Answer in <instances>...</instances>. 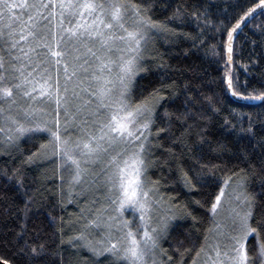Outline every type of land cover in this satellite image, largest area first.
Segmentation results:
<instances>
[{
  "label": "snow or ice",
  "instance_id": "obj_1",
  "mask_svg": "<svg viewBox=\"0 0 264 264\" xmlns=\"http://www.w3.org/2000/svg\"><path fill=\"white\" fill-rule=\"evenodd\" d=\"M154 9V0H0V148L10 154L27 136L37 142L28 164L54 165L61 185L67 173L71 188L91 194L89 206L73 220L61 217L51 236L41 222L31 233L23 224L11 241L21 264H65L60 251L65 224L75 232L67 243L86 248L92 264H185V253L193 251L191 264H264V152L252 159L244 150L233 153L245 168H229L227 162L209 166L196 159L185 170L181 157L191 159L199 151L202 158L203 146L210 143L205 110L189 97L183 112L165 110L161 117L163 93L172 87L164 83L137 95L141 74L148 71L150 43L161 33L175 35L170 23L182 16L177 7L159 21ZM257 9L264 16V0L243 11L230 28L221 21L227 35L223 80L231 96L264 106V90L242 91L247 84L240 85L227 67L233 63L235 34L256 18ZM256 27L264 34V23ZM204 99L210 110L220 111L213 107V97ZM161 119L163 127L157 123ZM176 124L179 136L173 132ZM225 126L229 134L237 133V143L255 135L250 117L246 128L243 116L239 129L229 121ZM193 135L198 139L190 142ZM168 137L174 138L173 145L165 147L162 140ZM157 150L169 160L154 159ZM212 150L222 157L229 145L218 141ZM169 162L177 163L189 191L203 186L205 169L223 167L230 173L201 205L210 219L202 238L191 241L183 253L176 248L180 258L175 262L163 243L177 206L160 195V182L149 175L150 169ZM18 171L13 169V175ZM25 195L27 220L36 198ZM48 219L51 227L56 218ZM0 264L9 261L0 257Z\"/></svg>",
  "mask_w": 264,
  "mask_h": 264
},
{
  "label": "trees",
  "instance_id": "obj_2",
  "mask_svg": "<svg viewBox=\"0 0 264 264\" xmlns=\"http://www.w3.org/2000/svg\"><path fill=\"white\" fill-rule=\"evenodd\" d=\"M257 2L258 0H154L155 19L166 20L177 7H181L182 16L181 20L170 23V27L176 29L175 35L161 33L150 43L148 71L141 74L137 95L141 91L147 95L152 88L164 83L172 87L163 93L164 106L158 109L161 117L165 110L170 113L183 112L185 109L182 105L189 97L194 98L198 109L205 110L209 120L204 127L207 129V139L210 143L203 146L202 158L199 151L191 159L181 157L185 170L192 169L196 159L209 166L227 162L229 168L234 165L245 168L246 165L237 160L233 153L239 155L241 150H244L249 159H252L264 152V128L261 127L264 122V106H260L259 102L243 103L233 100L228 95L223 80L227 71L224 48L227 35L222 31L223 25L230 28L235 23V18ZM262 23L264 16L257 14L254 20L243 26L234 40L233 63L227 67L234 76L239 77L240 85L247 84L246 89L241 88L242 91H252L254 88L264 90V34L256 27ZM185 85L188 86L187 90ZM206 96L214 98L216 103L213 107L219 109V112L209 109L208 102L204 99ZM241 116L245 128L248 126L249 117L254 121L255 135L237 143V133L229 134L225 121L236 124L239 129ZM157 123L161 127L166 125L163 119ZM173 132L175 136L180 135L178 124L173 128ZM173 139L165 138L162 143L165 147L172 146ZM197 139L193 135L190 142ZM218 141L229 145V151L222 157L212 150ZM36 143L24 136L17 142L16 147L9 149L10 154H5L3 148H0V257L7 259L9 264H21L18 249L11 241L23 224L27 223L31 233L33 225L41 222L51 236L59 229L61 217L65 222L75 219L79 216L80 209L88 205L91 198L90 193L82 191L85 196L80 199L67 190L65 182L61 185L60 173L54 165L28 164L27 155L30 151H35ZM175 151L180 154L182 149L175 147ZM154 159L163 162L169 160V157L162 150H157ZM13 169L19 171L13 175ZM195 171L200 169L196 168ZM149 175L160 182V195L166 200L171 199L177 206V218L171 222L168 239L163 243V248L175 262L180 258V253L191 246V241L197 237L202 238L210 219L206 207L201 205L230 173L223 167L212 171L205 169L203 175L206 179L199 191H189L184 186L176 162L161 163V166L150 169ZM18 181H22V186ZM233 185L232 187H235ZM25 193L35 195L36 198L35 204L30 206L27 220L23 213L24 201L27 199ZM196 201L201 203L197 204ZM49 215L56 218L51 227ZM65 233V244L60 249L65 264H92V257L85 248L78 245L73 249L67 243L68 237L75 234L67 224ZM41 242L49 243V240L44 239ZM176 248L180 249V253L175 251ZM194 254V251L185 253V264H191Z\"/></svg>",
  "mask_w": 264,
  "mask_h": 264
},
{
  "label": "rangeland",
  "instance_id": "obj_3",
  "mask_svg": "<svg viewBox=\"0 0 264 264\" xmlns=\"http://www.w3.org/2000/svg\"><path fill=\"white\" fill-rule=\"evenodd\" d=\"M65 176H66V178H65V186H66L67 190L70 191L71 193H73V195L78 196L80 199H82L81 197L85 196V194L82 193L81 188H79V187H77V188H71V187L69 186L68 182H67V181H68V174L65 173ZM233 186H235V185H233ZM83 192H84V191H83ZM87 195H88V194H87ZM88 206H89V205H85L84 208H86V207H88ZM125 215H126L128 218H131L132 213H131V212H126ZM85 249H86V248H85ZM86 251H87V253H88L89 255H91L87 249H86Z\"/></svg>",
  "mask_w": 264,
  "mask_h": 264
},
{
  "label": "water",
  "instance_id": "obj_4",
  "mask_svg": "<svg viewBox=\"0 0 264 264\" xmlns=\"http://www.w3.org/2000/svg\"><path fill=\"white\" fill-rule=\"evenodd\" d=\"M260 12V9H257V14ZM242 28H243V25H242ZM240 31L238 30V32L235 34V39H236V37H237V35H238V33H239ZM226 40H227V38H226ZM234 43V42H233ZM226 58V57H225ZM225 89H226V83H225ZM226 91H227V93H228V95L233 99V100H235V101H238V102H243V103H258V101H251V100H243V99H239V98H237V97H233V96H231V94H230V92L226 89Z\"/></svg>",
  "mask_w": 264,
  "mask_h": 264
}]
</instances>
